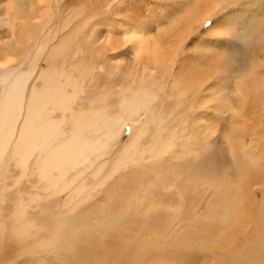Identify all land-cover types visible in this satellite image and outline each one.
Instances as JSON below:
<instances>
[{"label": "rangeland", "instance_id": "obj_1", "mask_svg": "<svg viewBox=\"0 0 264 264\" xmlns=\"http://www.w3.org/2000/svg\"><path fill=\"white\" fill-rule=\"evenodd\" d=\"M18 1L31 3L30 0L15 2ZM32 1L35 4L25 21L32 25L33 32L23 35L18 29L17 39L6 15L13 0H0V33L4 42L0 46V61L5 68L3 74L10 72L0 75V79L5 80L0 82V104L8 95L21 63H37L44 70L53 65L68 71L69 67L73 70L74 66H79L82 73H78L80 70L72 72L81 82L77 87L83 88L74 101L76 111L90 109L95 98L99 102L107 96L102 105L110 111L121 112L118 99L122 84L131 85L132 89L140 86L150 89L149 94L157 99L153 103L157 109H160V102H166L164 117L165 111L174 119L181 115L180 121L184 118L187 125L179 130L165 155L176 162L191 156L207 157L205 164L210 170V182L208 193L200 199L196 210L198 216L194 210L195 221L185 222L173 217L169 223L155 227L130 223L118 225L123 227L120 228L112 224L115 214L112 220L108 218L115 208L116 190L123 184L122 180H116L117 172H109L116 167L113 159L115 156L126 159L123 157L132 149V133L138 131L133 128L135 124L145 128L139 145L145 147L161 122L158 116L154 119L155 115L142 116L138 123L126 119L111 139L109 153L104 159L100 158V161L105 160L108 170L93 176L91 172L97 168L95 163L84 178L90 197L79 204L77 210L93 203L96 210L87 211L85 216L93 218L94 223L76 224L70 227V234L53 240L69 213L70 199L66 197L71 191H59L46 198L38 176H25L15 165L7 170L0 168V264H67L102 244L111 245L108 261L98 259L87 264H212L214 261L218 262L213 264H221L220 260L229 257L226 250L230 249L232 241L244 251L249 248L247 236L254 227V215L259 236L264 238V157L260 160L257 155L264 153V27L257 28L253 22L260 16L264 19L263 0H240L236 6L226 7L220 3L210 10L211 14L207 11L212 8V0ZM49 12L51 17L45 22ZM207 16L210 19L205 21ZM43 23L46 27L42 28ZM246 24L257 30L247 29L250 34L246 29L242 31ZM129 28L146 33L150 43L159 47L155 56H159L158 59L149 57L150 52H143L140 57L134 52L132 43L124 36ZM244 31L247 35L241 38ZM104 38L112 42L104 44ZM32 46L39 50L43 47V56ZM173 63L175 65L171 66ZM61 80L64 83L63 78ZM46 83L42 79H29V85L40 90L48 86ZM66 87L72 94L73 86L66 84ZM178 94L186 95L190 101L187 105L183 100L173 113L171 109L176 107ZM63 115V111L58 110L54 118L61 119ZM70 127L67 124L66 131ZM186 128L189 134L185 135ZM161 134L166 135V131L162 130ZM188 139L193 154L185 157L181 152ZM136 157L138 161L147 159L144 152ZM154 161L160 159L155 157ZM127 165L131 169L135 164L129 162ZM75 172L72 169L66 176L75 175ZM38 192L43 193L41 200L23 206L26 210L23 217L28 219L18 224L17 217L13 216L17 202L21 199L27 202ZM73 195L78 196L75 192ZM189 213L184 212L185 215ZM101 214L107 222L99 221ZM26 224L29 228L25 236H18L17 232ZM229 258L234 261V256ZM208 259L214 261L208 263Z\"/></svg>", "mask_w": 264, "mask_h": 264}, {"label": "bare ground", "instance_id": "obj_2", "mask_svg": "<svg viewBox=\"0 0 264 264\" xmlns=\"http://www.w3.org/2000/svg\"><path fill=\"white\" fill-rule=\"evenodd\" d=\"M15 1L13 0L11 6L8 5L9 9L6 12L8 18L7 22L9 21L14 37L18 29L23 31V35L24 33L28 35L33 32V30L31 24V26L26 24L25 19L27 14H31L30 11L35 2L30 0L31 3H28V5H30L28 7L27 3H19V1L16 3ZM239 1L240 0H212V8H209L207 12L211 14L210 10L217 8L220 3H224V7L227 5L236 6ZM261 4L264 8V0ZM43 9H39V11ZM48 9L49 8H47V10ZM260 14H257V16H260ZM50 17L51 12L46 15L44 21ZM261 17L262 16H260V18ZM204 18H207L205 19V21H207L210 19V16ZM260 18L257 20L253 19V22L255 21L254 23L256 24L255 27L257 28L261 26L264 27V19ZM246 25L242 28V31L245 29L257 30V28H253V25H251L250 28ZM44 26L45 23H43L41 27L43 28ZM249 30H247L246 33ZM244 33L245 31L241 32V34ZM246 33L241 35V38H244L245 35H247ZM104 36L105 35L102 37ZM124 36L127 41L132 43V49L139 57L143 52H150V55H148L149 57L152 56L154 59H158L159 56H155L158 54L159 47L157 48L156 45L150 43V38L147 37L144 31L129 28L125 31ZM99 40H101V38H99ZM102 41L104 44L112 42L109 41V38H104ZM3 43L0 33V46H2ZM31 48L39 50L34 46ZM39 51L41 56H43L45 52L43 47H41ZM25 52V55H27L29 49ZM160 52L162 51L160 50ZM3 56H5V54ZM174 63L171 66L175 65ZM62 64L64 65V62ZM69 69L70 71L63 70L62 67L53 65L44 70L40 67V64L37 63H21L16 78L10 83L8 95L0 104V168L7 170L10 165H15L21 168L25 176H38L42 183L43 192L47 193L46 198H49L50 195L58 193L59 191H64V193L71 191L66 197L70 199L67 205L68 207L66 206L67 209H69V213L67 212L68 215L64 218V222L58 227L53 240L63 238L64 234H70V227L76 224L88 221L94 223L93 218L85 216L87 211L90 210L93 213L96 210L97 207L93 203V205L91 204L83 209L77 210L78 205L90 197L86 191V182L84 178L88 171L93 169L96 164L97 168L93 169L92 172L90 171L93 176H98L102 171L108 170L106 169L107 165L104 163L105 160L100 161V158L103 157L104 159L105 154L107 155V153H109L111 149L109 146L111 139L116 136L117 132H119L124 123H126V119H131L138 123L140 118L146 115L148 117L155 115V120L157 116L161 118V122L158 124L159 129L152 135L148 145L144 147V144H142V147H144L142 148L139 147L140 136L143 135V130L145 128L135 124L136 126L133 128H137L138 131L137 133L136 131L132 133V149L128 150L126 154L127 157H123L126 159L121 160L118 159L119 156L114 157L113 161H115L116 167L115 169H113V167L109 169V172L110 174L117 172L118 175L116 180H122L123 184L120 185L121 187H119L118 191L116 190L115 200L113 202V204L115 203V208L110 213L108 220H112L115 214V219L112 224H115L116 227H120L118 225H127L130 223H132V226L155 227L157 225L169 223V220L173 217L174 219L176 218V220H185V222L197 220V218H194V215L200 204V199L206 196L209 189L210 174L208 173H210V170L208 171V166L205 164L208 158L204 157L205 159H200L191 156L193 151L189 139L184 145L181 155L185 157L191 156L192 158L189 157L188 160L180 158L178 162H176L165 155L173 144L179 130L187 127L186 122H183L184 118L183 121H180L182 117L180 115L178 119H174L173 115L167 111H165L166 116L164 117L163 109L165 108L166 102L159 101L160 109H157L153 104L157 99L154 95L149 94L150 92L148 91H150V89H141V86L132 89L131 85L124 86V84L119 88L122 94V96L120 94V99H118L121 104V112H113L106 109L102 104L107 99V96L102 97L98 102L95 98L97 95L92 101L94 105L92 108H81L76 111L73 107L75 104L74 101L83 88L77 87L81 82H78V78L74 75L75 73L72 75V72L76 70L79 71L80 69L79 66H74L73 70H71L70 67ZM4 71L5 68L2 61H0V75L3 74ZM81 71L82 70L78 73H82ZM152 71L156 72L154 68ZM9 73L10 72H6L3 75ZM31 78L42 79L43 82H47L46 84H48V86L43 90H40V88H37L35 85L30 86L29 79ZM61 78H63L64 83H62ZM147 78L148 77H146V79ZM2 80L3 82L5 81L4 79H0V82ZM147 81L149 80L147 79ZM63 84L64 86H62ZM66 84L67 86H73L74 91H72V94L71 91L68 93L67 88L69 87H66ZM143 93L146 95H142ZM183 95L184 94H178L180 98L176 101V107L171 109L173 113L178 110L177 108L181 105L183 100L188 105L190 100H187L185 98L186 95ZM58 110H62L64 113L61 119L54 118V113ZM170 123H175L176 126H171ZM67 124L71 126L70 129H68L69 131L65 129ZM162 130L166 131V135L161 134ZM183 134H189V130L186 128ZM253 151L254 150H252V152ZM141 152L147 155V159L138 161L136 156L141 154ZM257 155L260 160H263L264 153H257ZM155 157H158L160 161H154ZM129 162L135 164L134 167L131 166V169H129L127 165ZM249 164L246 166L248 167ZM33 166H35V169ZM249 167H252L251 164ZM254 168L258 170L259 167L256 165ZM72 169L77 171L75 175L66 176ZM133 171L136 172L135 175L131 174ZM246 183H248V181ZM107 187L106 195L109 197L110 192ZM252 187L250 186L249 193ZM73 192L78 195L77 198L73 195ZM42 195V192H38L36 196L32 195L27 202L23 199L17 202V210L13 213V216L17 217L18 224L28 219L27 216L25 219L23 217L26 211L23 209V206L28 202L34 203V201H40ZM185 205H187V208ZM262 206L264 207V201L262 202ZM184 212L191 213L185 215ZM196 215L198 216V213H196ZM253 218L255 224L252 232L247 236L249 248L244 251L235 240L234 242L232 241L230 249H227L226 252H229V257L233 258L234 256V261H230V258L227 257L224 260H220L221 264H264V238L259 236L255 215ZM108 220H105L102 215L99 221L107 222ZM28 228L29 224L24 225L17 232V235L24 237ZM110 248V244L98 245L96 249H94V247L90 249V253L75 258L67 262V264H87L98 259L107 262ZM213 261L210 260L209 262L208 259V263H212ZM216 262L218 261H214L213 263Z\"/></svg>", "mask_w": 264, "mask_h": 264}]
</instances>
